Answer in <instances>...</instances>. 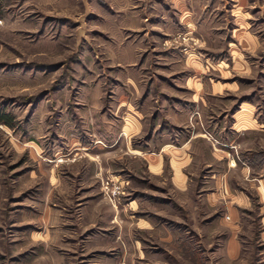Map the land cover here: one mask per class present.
<instances>
[{
  "label": "rangeland",
  "instance_id": "obj_1",
  "mask_svg": "<svg viewBox=\"0 0 264 264\" xmlns=\"http://www.w3.org/2000/svg\"><path fill=\"white\" fill-rule=\"evenodd\" d=\"M0 264H264V0H0Z\"/></svg>",
  "mask_w": 264,
  "mask_h": 264
},
{
  "label": "crops",
  "instance_id": "obj_2",
  "mask_svg": "<svg viewBox=\"0 0 264 264\" xmlns=\"http://www.w3.org/2000/svg\"><path fill=\"white\" fill-rule=\"evenodd\" d=\"M244 36H247V38H251V36L248 34H243ZM243 36V37H244ZM134 53V51H132ZM189 84L193 85L197 91H202L201 83L198 84L197 81H189ZM198 87L200 89H198ZM217 88V85H215ZM197 93V92H196ZM198 95V94H197ZM124 104H121V106ZM125 106V105H124ZM239 112V111H238ZM175 116V117H174ZM184 117L187 119L188 116L186 115H173V118L177 122H183L180 121L181 119L179 117ZM178 117V118H177ZM137 115H134L132 113H127L126 116L123 118V126L120 130V133L118 134V137H120V134L122 133L123 136H132L135 134H139L143 132L144 125L142 122L138 121ZM180 119V120H179ZM237 126L239 130H250V127L253 125L254 120L252 117V114L249 110L242 108V110L238 114L237 118ZM199 137H196L192 140H188V142L180 144L178 146L172 144V142H165L160 146V152L159 153H147L143 154L147 157L146 160L149 164L150 172L156 175H160L164 172V167L168 166L171 170H173V181L178 183L180 186H184V182H186V175L184 174L185 168L189 167L191 165V156L188 152L189 149H192L194 146V140L198 139ZM137 154H140V151H136ZM166 163V164H165ZM233 249L235 252H237V245L234 244ZM236 254V253H235Z\"/></svg>",
  "mask_w": 264,
  "mask_h": 264
},
{
  "label": "built area",
  "instance_id": "obj_3",
  "mask_svg": "<svg viewBox=\"0 0 264 264\" xmlns=\"http://www.w3.org/2000/svg\"><path fill=\"white\" fill-rule=\"evenodd\" d=\"M111 183H112V181H108L107 182V184H106V188L107 189H109V190H111V194L113 195V196H115V195H117L118 193H120L119 192V190H120V187L119 186H117V185H111ZM111 189H110V188Z\"/></svg>",
  "mask_w": 264,
  "mask_h": 264
},
{
  "label": "trees",
  "instance_id": "obj_4",
  "mask_svg": "<svg viewBox=\"0 0 264 264\" xmlns=\"http://www.w3.org/2000/svg\"><path fill=\"white\" fill-rule=\"evenodd\" d=\"M2 121L8 126H12V123L8 120V118H5L4 120L2 119Z\"/></svg>",
  "mask_w": 264,
  "mask_h": 264
}]
</instances>
